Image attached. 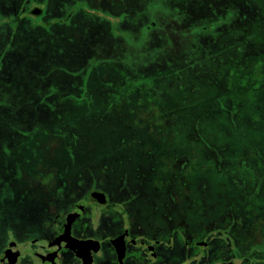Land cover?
I'll return each mask as SVG.
<instances>
[{
	"label": "rangeland",
	"instance_id": "1",
	"mask_svg": "<svg viewBox=\"0 0 264 264\" xmlns=\"http://www.w3.org/2000/svg\"><path fill=\"white\" fill-rule=\"evenodd\" d=\"M262 112L264 0H0V256L82 203L75 240L130 229L172 237L176 264H264ZM53 115L91 137L67 166Z\"/></svg>",
	"mask_w": 264,
	"mask_h": 264
},
{
	"label": "flooded vegetation",
	"instance_id": "2",
	"mask_svg": "<svg viewBox=\"0 0 264 264\" xmlns=\"http://www.w3.org/2000/svg\"><path fill=\"white\" fill-rule=\"evenodd\" d=\"M35 9H39V12L34 13L33 11ZM29 11L31 14H34V15L41 13V9L38 7H33L31 10L29 9ZM88 198H89V194H88ZM106 203H107V198H106ZM75 205H82L84 207V210H83L82 215L79 216L76 220H74L69 227H65L66 214L69 213L72 209L62 215H59V216L57 215V218L59 217L60 219H62V223L59 226V232H57V237L59 239L58 244L61 245V248L57 252V255L59 256V261L56 262L55 264H59L66 257H72L75 260H77L79 264H83L82 257H85V256L91 259L92 264H120L118 262L117 255L113 248L111 240L116 236L124 234L125 232H126V235H124V240L126 242L125 244L126 248H125V254H124L122 264H176V262L172 260V237L168 242H165V243L159 239H156L155 237H153L152 240H147V239L142 238L138 240V242L133 243L134 242L133 240L135 239L133 233L131 232L130 229H124L121 233L110 238L108 241H103V240L96 241L88 235L85 236L83 239L75 240L74 236L77 234L74 231V229L77 226V224H79L81 217L86 213V210H87V206L82 203L74 204V206ZM38 239H42L44 241L48 240L44 238H36L35 240H38ZM81 240H84L85 242H82ZM90 240H94L98 242L97 250L103 249V247L108 245V248L111 250L115 258L113 260L110 259V260H105V261L97 260L95 257V254L97 251H94L93 245ZM51 241L53 240L51 239ZM58 244H54V246ZM197 245L202 248H207L211 245V241H207V242L201 241ZM18 248L23 249L24 251L21 254V257L17 259L13 264H20L23 257L27 254L31 255V260H32L31 264H33V255L36 252H38V248H39L38 244H36L33 241H29L28 244L25 243V245L23 242H19L16 248L15 246H12L10 247V249L9 248L8 249L10 250V252L15 253L18 250ZM53 248L54 247L50 248V247L45 246L42 248V253L48 254L51 252ZM130 250H137L139 252L137 254V257H135L133 260L129 258ZM167 250L169 251L170 254L168 253ZM163 251L165 252L167 251V253L169 254L168 257L164 256L165 253ZM1 256H0V264H4V261L1 260ZM234 260L235 259L216 261L214 264H234ZM199 261L201 262V264H210L211 258H202ZM193 264H196V263H193Z\"/></svg>",
	"mask_w": 264,
	"mask_h": 264
},
{
	"label": "water",
	"instance_id": "3",
	"mask_svg": "<svg viewBox=\"0 0 264 264\" xmlns=\"http://www.w3.org/2000/svg\"><path fill=\"white\" fill-rule=\"evenodd\" d=\"M34 13H38L39 9H35L33 11ZM89 199L92 202H96L99 204H105L106 203V196L102 191L99 190H93L89 193ZM84 210V207L82 205H75L72 210L66 214V223H65V227H69L71 225V223L76 220L79 216L82 215ZM124 235H126V232L124 234H121L119 236L114 237L111 240V243L113 245V248L116 252L117 255V259L118 262L120 264H122L123 262V258H124V254H125V248H126V242L124 240ZM92 245H93V249L94 251H97L98 249V242L94 241V240H90ZM33 242H35L36 244H38L39 248H38V252H36L33 255V264H55L56 262L59 261V256L57 255V252L59 251V249L61 248V245L58 244L59 239L57 238V240H42V239H38V240H33ZM54 244H58L56 246H54ZM54 247L50 253L48 254H43L42 253V248L43 247ZM21 247V246H20ZM10 249V248H9ZM8 248H6L4 250V253L1 256V260L4 261V264H13L17 259H19L21 257V254L23 253V249L18 248V250L13 253L10 252ZM83 260V264H92L91 259L87 256L82 257Z\"/></svg>",
	"mask_w": 264,
	"mask_h": 264
},
{
	"label": "trees",
	"instance_id": "4",
	"mask_svg": "<svg viewBox=\"0 0 264 264\" xmlns=\"http://www.w3.org/2000/svg\"><path fill=\"white\" fill-rule=\"evenodd\" d=\"M45 107H46V105H45ZM49 108H50V106H49ZM51 108H53V107H51ZM262 115H264V112H262ZM47 124L49 125V131H48V136L45 137V139H44L45 145H46V142L48 141V139L51 140L53 138V139L57 140L59 142V145H57L59 147L58 150L61 151V153L63 154V156L65 158L64 161L66 162L65 163L66 166L70 165L71 163H75L77 160V157H75L77 151H74V150L79 149L80 147L83 146V144H86V141H88V139L91 137L88 136L87 133H85V132L78 133L77 129H75L74 126H72V129L74 131L71 133H67V132L58 133L59 129L68 126L69 123L67 121L64 122L62 119L55 118L54 115H53L52 120L48 121ZM44 135H45L44 133H42V134L36 133L34 136V139L37 137L39 139H41ZM31 143H33V142H31ZM71 150H73V151L71 152ZM48 162H50V161H48ZM63 167H64V165H62L61 168H63ZM72 169H73V167L70 168L69 171H72ZM58 178L60 179V176H58ZM63 179H65V177Z\"/></svg>",
	"mask_w": 264,
	"mask_h": 264
}]
</instances>
